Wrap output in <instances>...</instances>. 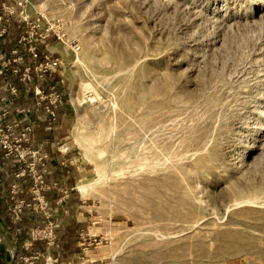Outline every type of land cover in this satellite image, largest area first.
<instances>
[{"label":"rangeland","instance_id":"374dc122","mask_svg":"<svg viewBox=\"0 0 264 264\" xmlns=\"http://www.w3.org/2000/svg\"><path fill=\"white\" fill-rule=\"evenodd\" d=\"M0 4V53L62 60L31 82L0 66V199L29 212L25 264H264V0ZM47 29L63 40L42 42ZM21 90L53 122L72 109L58 158L6 123ZM2 215L7 264L19 249Z\"/></svg>","mask_w":264,"mask_h":264},{"label":"crops","instance_id":"0c3cea01","mask_svg":"<svg viewBox=\"0 0 264 264\" xmlns=\"http://www.w3.org/2000/svg\"><path fill=\"white\" fill-rule=\"evenodd\" d=\"M3 93V91H0V108L5 102ZM19 93L20 94L15 97L14 101L8 102L7 108L10 110V114L6 119V123H13L18 120L19 126L16 128V131L18 132L24 131L27 127L33 129V131L29 133L33 144L45 152H49L52 158H58L59 153L56 150V145L60 142H63V140L67 138L66 134H68L69 128L74 118L72 109L68 107V105L61 106L58 110V120L57 122H53L45 111L35 110V105L32 101L33 95L31 93H27L25 90H21ZM17 108H25L29 113L17 115ZM3 172H6L10 175L13 173V168L11 165H9V160L4 157L2 152H0V174ZM5 191L6 189H2L3 193ZM2 199H0V214H4L2 216L9 225L8 230H10V234L18 242L19 258L16 264H25L22 258L29 259L33 254L32 247L26 245V241L30 240L28 229L31 223V218L28 217L29 212L24 213L19 220H15L9 213V207L7 204L3 203ZM0 243L7 247L6 243L1 239V237ZM15 250L16 248L13 252L15 253L16 257ZM10 253L11 254L9 255L7 264H15V257L13 258L14 254L11 251Z\"/></svg>","mask_w":264,"mask_h":264},{"label":"built area","instance_id":"2783aa9c","mask_svg":"<svg viewBox=\"0 0 264 264\" xmlns=\"http://www.w3.org/2000/svg\"><path fill=\"white\" fill-rule=\"evenodd\" d=\"M19 5L22 4L21 1L17 2ZM1 8V4H0ZM3 9H6L5 4L2 6ZM13 12V11H11ZM2 18L0 17V22ZM28 20V18H26ZM53 31V32H51ZM4 33H6V28L3 27L0 23V35L2 36ZM56 35L57 38L62 41L63 40V35L61 34L60 31L57 30H51L47 29L44 33L40 35L41 41L45 42V40L50 37L51 35ZM32 34V33H31ZM73 44V42H71ZM72 46V49L77 51L79 48L78 46ZM30 51L32 52L33 56V62L35 65L33 66L31 63L28 66L24 65V58L20 55H17L16 51H13L14 55L12 57L10 56H5L4 54L0 53V66L2 69H7L8 71H11L12 74L19 76L20 79L24 82H31L35 76L38 78L44 77L47 73H52L55 72L62 64V60L59 57H53L52 55H46L45 58L37 63V58H38V52H37V47L36 45L30 47ZM9 90L11 91L12 94H17V89L14 86H9ZM38 94H41L42 91L40 89L37 90ZM44 98V96H43ZM59 95H53L52 96V101L50 104L46 106V110L54 114V108L56 103L58 102ZM8 114V111L6 110L2 115H0V131L4 132L3 128L1 127V121L6 115ZM5 133V132H4ZM21 140V139H20ZM10 141V136L9 134L5 135V138L1 140L2 142V147L7 150V154L12 155L15 153L16 150L11 146L9 143ZM17 156H20L21 158H24V154L22 152H19V155L16 153ZM23 174V173H22ZM17 210H19V205L15 207ZM15 209V213L17 216L19 215V211Z\"/></svg>","mask_w":264,"mask_h":264},{"label":"bare ground","instance_id":"6f19581e","mask_svg":"<svg viewBox=\"0 0 264 264\" xmlns=\"http://www.w3.org/2000/svg\"><path fill=\"white\" fill-rule=\"evenodd\" d=\"M175 255L178 256V257H176V258H177L178 260H180V261L184 259V258L181 257L182 255H181L180 253L175 254ZM175 255H172V257H174ZM172 257H171V258H172Z\"/></svg>","mask_w":264,"mask_h":264},{"label":"trees","instance_id":"16d2710c","mask_svg":"<svg viewBox=\"0 0 264 264\" xmlns=\"http://www.w3.org/2000/svg\"><path fill=\"white\" fill-rule=\"evenodd\" d=\"M38 243V242H37ZM36 243H34L33 245H35ZM19 258V251H17V254H16V257H15V260H14V263L16 264L17 260Z\"/></svg>","mask_w":264,"mask_h":264},{"label":"water","instance_id":"95a60500","mask_svg":"<svg viewBox=\"0 0 264 264\" xmlns=\"http://www.w3.org/2000/svg\"><path fill=\"white\" fill-rule=\"evenodd\" d=\"M15 257V253H14V256H13V258Z\"/></svg>","mask_w":264,"mask_h":264}]
</instances>
